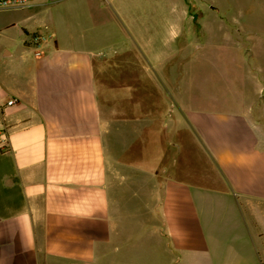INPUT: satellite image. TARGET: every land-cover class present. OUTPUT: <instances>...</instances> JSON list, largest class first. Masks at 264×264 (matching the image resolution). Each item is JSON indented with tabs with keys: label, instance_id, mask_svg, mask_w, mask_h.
<instances>
[{
	"label": "crops",
	"instance_id": "crops-1",
	"mask_svg": "<svg viewBox=\"0 0 264 264\" xmlns=\"http://www.w3.org/2000/svg\"><path fill=\"white\" fill-rule=\"evenodd\" d=\"M73 6L39 3L5 26L16 48H0V264L263 262L264 213L251 207L249 221L248 206L264 203V92L194 112L164 91L162 113H137L130 91L106 86L123 49L99 47L120 6L86 3L90 28ZM39 30L52 37L37 55L26 45ZM160 68L178 89L184 68Z\"/></svg>",
	"mask_w": 264,
	"mask_h": 264
},
{
	"label": "rangeland",
	"instance_id": "rangeland-1",
	"mask_svg": "<svg viewBox=\"0 0 264 264\" xmlns=\"http://www.w3.org/2000/svg\"><path fill=\"white\" fill-rule=\"evenodd\" d=\"M47 3L74 5L69 8L74 25L85 27L89 23V28L94 21L90 18L95 15L87 11L86 3H118L122 19L112 24V19L106 21L108 13H105L103 21L107 23H100L104 36L99 47L115 43L123 49L114 63V82L106 86L111 89L108 95L119 99L127 97L130 91L137 113H162L167 104L164 91L186 111L194 112L233 110L237 101L256 99L264 92V0H47ZM29 15L27 10H0V48H16V39L8 36L5 26L10 20H23ZM29 18L31 25L47 19L41 15ZM28 44L31 52L33 46ZM141 63L153 66L152 78L138 67L135 69ZM173 64L180 71L184 68L178 89L172 82V85L166 82L164 75L170 77V70L160 68ZM160 78L165 83L163 91L158 88ZM121 103L124 106L123 100ZM259 113L264 114V108H258L256 114ZM204 160L196 161V165L199 164L203 175L210 177ZM251 207L264 213L263 202L250 200L249 221L253 220ZM260 251L263 260L260 264H264V245Z\"/></svg>",
	"mask_w": 264,
	"mask_h": 264
},
{
	"label": "built area",
	"instance_id": "built-area-1",
	"mask_svg": "<svg viewBox=\"0 0 264 264\" xmlns=\"http://www.w3.org/2000/svg\"><path fill=\"white\" fill-rule=\"evenodd\" d=\"M47 0H0V10H23L33 7L36 4L46 2ZM51 34L44 31H36L30 36L29 45L33 46L35 53L40 55L43 44L50 38ZM16 103V99L7 102L8 105Z\"/></svg>",
	"mask_w": 264,
	"mask_h": 264
}]
</instances>
